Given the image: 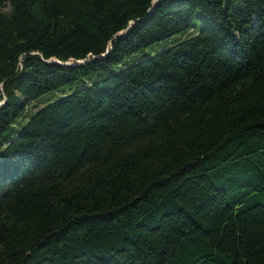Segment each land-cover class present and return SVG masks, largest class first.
<instances>
[{"label": "trees", "instance_id": "obj_1", "mask_svg": "<svg viewBox=\"0 0 264 264\" xmlns=\"http://www.w3.org/2000/svg\"><path fill=\"white\" fill-rule=\"evenodd\" d=\"M3 102L0 264H264V0H0Z\"/></svg>", "mask_w": 264, "mask_h": 264}, {"label": "rangeland", "instance_id": "obj_2", "mask_svg": "<svg viewBox=\"0 0 264 264\" xmlns=\"http://www.w3.org/2000/svg\"><path fill=\"white\" fill-rule=\"evenodd\" d=\"M198 16H199V18H197V22L196 23L198 25L197 26V30H200L203 27V19L201 18V14H199ZM188 37H189L188 35H177V36H175V37H173L171 39H168V40H166L164 42L158 43L157 45L151 47L150 49H146V50H144L142 52L137 53L136 55L132 56L127 61L130 64L136 63V62L142 60L143 58L151 57V56L155 55L158 52H161V51H163L165 49H168V48L172 47L173 45L182 42L183 40H185ZM59 97H60V94L58 92L48 93V94H46L45 96H43L40 99L41 101L32 103L30 105V109L32 111H36L37 109L41 108L44 105V103L47 104L50 101L59 99Z\"/></svg>", "mask_w": 264, "mask_h": 264}, {"label": "water", "instance_id": "obj_3", "mask_svg": "<svg viewBox=\"0 0 264 264\" xmlns=\"http://www.w3.org/2000/svg\"><path fill=\"white\" fill-rule=\"evenodd\" d=\"M121 36V35H120ZM85 62H79V65H83ZM61 64V63H60ZM63 65V64H62ZM70 64H65V66H69ZM5 102L0 104V107L4 106Z\"/></svg>", "mask_w": 264, "mask_h": 264}]
</instances>
